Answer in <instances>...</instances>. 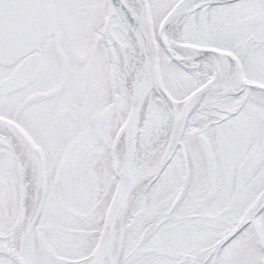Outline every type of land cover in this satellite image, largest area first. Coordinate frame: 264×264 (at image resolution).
<instances>
[{
    "label": "snow or ice",
    "instance_id": "obj_1",
    "mask_svg": "<svg viewBox=\"0 0 264 264\" xmlns=\"http://www.w3.org/2000/svg\"><path fill=\"white\" fill-rule=\"evenodd\" d=\"M0 264H264V0H0Z\"/></svg>",
    "mask_w": 264,
    "mask_h": 264
}]
</instances>
